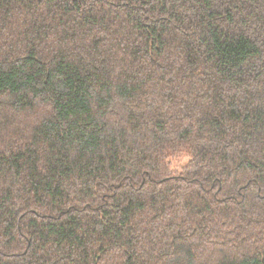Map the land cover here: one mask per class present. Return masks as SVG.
Here are the masks:
<instances>
[{
    "label": "trees",
    "instance_id": "16d2710c",
    "mask_svg": "<svg viewBox=\"0 0 264 264\" xmlns=\"http://www.w3.org/2000/svg\"><path fill=\"white\" fill-rule=\"evenodd\" d=\"M0 264H264V0H0Z\"/></svg>",
    "mask_w": 264,
    "mask_h": 264
},
{
    "label": "rangeland",
    "instance_id": "374dc122",
    "mask_svg": "<svg viewBox=\"0 0 264 264\" xmlns=\"http://www.w3.org/2000/svg\"><path fill=\"white\" fill-rule=\"evenodd\" d=\"M185 160L186 158H178L176 161H174L172 166L175 168H179L185 162Z\"/></svg>",
    "mask_w": 264,
    "mask_h": 264
}]
</instances>
